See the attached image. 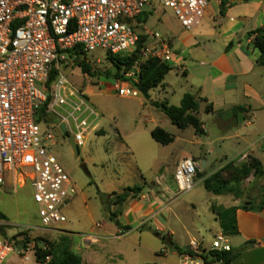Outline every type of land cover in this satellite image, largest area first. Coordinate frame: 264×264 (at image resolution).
Here are the masks:
<instances>
[{
    "label": "built area",
    "instance_id": "built-area-1",
    "mask_svg": "<svg viewBox=\"0 0 264 264\" xmlns=\"http://www.w3.org/2000/svg\"><path fill=\"white\" fill-rule=\"evenodd\" d=\"M209 2L0 0V192L8 183L15 188L30 185L38 207L40 226L36 230H50L66 222L62 211L76 193L68 172L50 152L49 148L56 144L55 137L49 133L42 137L40 127L45 126L47 118L60 119L50 127L65 141L72 138L79 148L95 131L99 117L87 95L62 73L72 61L68 53L73 50L83 57L84 53L102 49L112 55L130 56L137 51L133 62L136 71L149 59L169 61L171 40L142 31L143 23L137 19L145 14V8L168 9L180 27L190 31L201 24ZM140 36H145L146 41L138 47ZM133 76L128 74L124 80L116 81L114 90L118 96H138L132 86L137 82ZM234 160L246 163L249 156L243 153ZM198 168L192 158L177 162L173 177L179 193L193 189ZM29 229L16 234L24 244L17 253L24 259L34 250L26 243ZM16 249L9 238L0 237V264H5ZM229 251L231 246L223 235L216 236L208 248L191 240L184 252L177 254L178 264H222L213 253ZM163 253L165 248L160 250ZM35 264H51V257Z\"/></svg>",
    "mask_w": 264,
    "mask_h": 264
},
{
    "label": "rangeland",
    "instance_id": "rangeland-1",
    "mask_svg": "<svg viewBox=\"0 0 264 264\" xmlns=\"http://www.w3.org/2000/svg\"><path fill=\"white\" fill-rule=\"evenodd\" d=\"M144 15L147 16V29L163 39H173L175 55H178L181 46L174 32L181 27L172 12L158 7L154 11L145 8ZM83 58L92 76L84 74L74 59L67 64L62 73L74 87L87 95L89 104L97 112L99 117L95 123V131L87 136L84 145L78 148L76 156L60 133L50 127L60 119L55 120L50 117L48 123L44 121L45 126L40 127L44 133L42 137L48 133L55 137L56 144L49 148L50 152L62 164L77 188L73 207L70 209L65 207L62 211L66 218L64 223L68 224L75 233L72 236V245L78 241L77 234L86 233L90 228V216L94 223L107 221L98 192L119 193L127 186H141L145 195L155 194L158 188L153 183L162 186L161 173L169 175V183H175L173 164L184 155L195 157L192 158L195 161L198 160L196 157L204 155L213 162V165L208 171L201 173L197 171L195 185L191 191L181 194L177 190L176 194L160 196L162 205L167 209L170 227L174 231V240L177 244L185 245L194 239L205 247L210 246L218 231L214 218L217 217V213H221L222 202L227 197L229 199L240 193L243 203L249 200L255 205L259 204L264 177L256 178L255 174L243 178L241 167L245 163L236 160L232 161L229 168H223L238 157H233L237 149L234 143L211 142L213 137L207 139L204 135H197L192 128L183 131L177 129L154 106L143 105L140 94L135 98L118 96L114 90L116 81H122L126 75L133 73L135 75L133 78L136 81L139 79L140 71L133 69V65L127 72L121 70L120 75L123 79L115 81L112 76L106 78V73L114 74L115 69L107 60L105 50L97 49L84 53ZM185 86V77L177 65L173 64L163 83L151 90V96H156L155 91L158 87H164L169 95L163 94L162 97L168 98L172 105H178L177 95ZM200 117L204 119L203 115ZM156 127L172 134L173 143L166 146L156 143L150 137V131ZM41 141L42 144L45 143L43 139ZM210 149L213 150V154H208ZM213 168L216 169L208 174ZM214 173H216L215 183L211 187L219 189L226 182L225 187L227 186L230 193L224 191V195L216 196L204 189L203 181ZM211 206H214V211L210 210ZM37 210L28 183L16 188L8 183L0 192V212L6 218L4 222H0V237H4L1 232L5 233V237L9 238L17 248L15 253L9 255L5 264L36 263L32 256L34 250L28 259L17 253L24 244L13 236L27 227L30 229L26 243L39 247L53 244L55 253H60L67 247L66 241L60 238L55 240L50 233L35 229L40 226ZM163 248L166 249L165 256L159 259L156 255ZM113 249L123 256L112 257L106 264H160L161 262L178 264V259L165 244L163 245L153 234L142 230L129 233L122 241H118Z\"/></svg>",
    "mask_w": 264,
    "mask_h": 264
},
{
    "label": "crops",
    "instance_id": "crops-1",
    "mask_svg": "<svg viewBox=\"0 0 264 264\" xmlns=\"http://www.w3.org/2000/svg\"><path fill=\"white\" fill-rule=\"evenodd\" d=\"M146 22L143 23L142 31L151 33L146 27ZM259 28H264V0H210L199 26L190 31L181 28L174 32L181 46L178 55H175L173 39L169 38L171 59L165 63L169 64L170 68L173 64L177 65L186 81V86L177 95L178 105H172L168 98L162 97L163 94L169 95L164 87L156 89L155 97H152V91H149V99L142 97V101L143 105L149 106H153L152 102L163 101L168 105L179 106L186 93L205 99L206 102L200 103L197 113L203 135L207 139L213 137L211 142L234 143L237 147L233 153L234 158L246 153L249 158L256 159L264 170V66L256 63L259 53L253 48V38L248 35ZM230 43L232 46L226 50ZM90 92L92 94V90ZM206 105L211 106L208 113L204 111ZM239 114L242 122L238 119ZM200 115H203L204 119ZM208 154H213V150H208ZM183 158L195 157L184 155L173 164L174 167ZM196 158L198 160L194 161L199 166L200 173L211 169L213 162L204 155ZM168 177L169 175L161 173L162 186L153 183L158 188L155 194L145 195L142 187L139 195L133 197L130 194L121 205L110 207V211L116 214L115 220L121 226L130 227L128 231H121L108 219L104 223H94L90 215L91 226L86 233L77 234L78 241L75 245H72V236L75 233L66 222L50 230L38 231L50 233L55 240L60 238L66 241L67 247L81 259V264H106L112 257H122L123 255L113 247L133 231L147 232L145 228L151 229V234L159 240L160 237L154 232L168 235L174 245L185 249L188 244L179 245L175 242L167 209L160 200V196L164 194L177 193L176 183H169ZM75 189L77 193L76 185ZM122 191L102 194H120ZM74 201L73 196L66 208H72ZM242 204L243 197H227L222 202L221 215L217 213L214 218L218 227L216 236L223 235L227 238L234 256L232 264H264V209H236L232 214L226 213ZM210 210L214 211V206H211ZM169 251L177 258V251ZM164 256L165 253L160 254V251L156 255L159 259Z\"/></svg>",
    "mask_w": 264,
    "mask_h": 264
},
{
    "label": "trees",
    "instance_id": "trees-1",
    "mask_svg": "<svg viewBox=\"0 0 264 264\" xmlns=\"http://www.w3.org/2000/svg\"><path fill=\"white\" fill-rule=\"evenodd\" d=\"M244 2H247L248 0H243ZM223 5V2L222 4ZM222 7L220 10V14H222ZM137 21L145 23L147 21V16L142 15L140 16ZM249 37H252V45L255 50L258 51L259 56L256 60V63L258 65L264 66V28H259L254 31L249 32ZM146 41L145 36H140V40L138 43V47ZM232 44L230 43L226 50H228ZM137 51L133 53L130 56H120V55H112L110 53H107V60L112 64V66L115 69L114 74H109V72L106 73V78H109L112 76V78L116 81L119 79H123V76L120 75V71L127 72L131 69L134 59L136 58ZM68 57L75 60V63H77V66L81 69V71L84 74H87L88 76H92L90 72L89 66L85 63L83 60V57L78 56V54L75 51H70L68 53ZM83 58V59H82ZM171 70L169 64L165 62H159L156 59H149L147 60L140 68V74L139 79L137 82L132 83V86L138 91V93L144 98L149 99V91L159 86V84L162 83L165 75L169 73ZM54 79V74L51 76L49 83ZM201 102H206L205 99L199 98L196 95L186 93L184 94L183 98L180 101L179 106H172L168 105L165 101L163 102H152V105L158 109L160 112H162L167 119L170 121V123L175 126L179 130H185L186 128H192L194 130V133L197 135H203V130L201 128V123L197 118V113L199 111V106ZM46 105L41 110V115L44 114ZM204 111L206 113L211 111V106L206 105L204 108ZM50 120V119H49ZM48 121V118L47 120ZM150 137L158 144L166 146L173 142L174 137L170 133L166 132L164 129L156 127L150 132ZM233 161V160H232ZM230 161L227 163L223 168H229L231 163ZM242 176L243 178H246L248 175H254L256 174V178L264 177V170H262V167L260 163L254 159L249 158L248 162L242 165ZM216 177V173L210 175L207 179L203 181V186L205 190L214 193L215 195H221L225 192L230 193L225 185H227L226 182H224L223 186H221L219 189H213L211 185L215 183L214 179ZM262 189V195L261 200L259 204H253V202H250L249 200L244 202L241 206L231 208L226 213L232 214L235 212L236 209H243L246 211L251 210H262L264 209V184L261 186ZM142 192L141 186H133V187H126L123 189L122 193L116 194L111 193L109 195L102 194L98 192L99 200L102 204L103 211L106 214V217L108 221L114 223L118 228L121 229V231H128L130 227L128 226H121L116 220V214L114 212L110 211L111 206H119L121 205L130 194L134 196L139 195ZM234 197L239 198L241 197L240 193H237L234 195ZM221 215V214H220ZM6 220L5 216L0 212V221ZM2 235L5 237V233L1 232ZM155 235L160 237V240L163 244H165L170 250L177 251L178 253L184 252V249L181 247H178L174 245L171 240L169 239L168 235L159 234L157 232H154ZM14 238L17 236H13ZM34 257L36 262H42L44 261V258L46 256L51 257V264H81V259L79 256L73 251L70 250L68 247H65L62 249L60 253H55V247L53 244H49V246L46 247H39L34 245ZM216 259L220 260L222 264H232L234 261V256L232 255L231 251L229 252H214L213 253Z\"/></svg>",
    "mask_w": 264,
    "mask_h": 264
},
{
    "label": "water",
    "instance_id": "water-1",
    "mask_svg": "<svg viewBox=\"0 0 264 264\" xmlns=\"http://www.w3.org/2000/svg\"><path fill=\"white\" fill-rule=\"evenodd\" d=\"M238 119H239L240 122H242L241 114L238 115ZM60 129H61L62 133L64 134V133H65V128H64L63 125H61ZM67 143L69 144V146H70L71 149L73 150L74 154L77 156V155H78V148H77V146L75 145L73 139H72V138H69V139L67 140ZM145 231L150 232V233L153 232V231H152L151 229H149V228H145ZM208 259L210 260L211 257H209Z\"/></svg>",
    "mask_w": 264,
    "mask_h": 264
}]
</instances>
